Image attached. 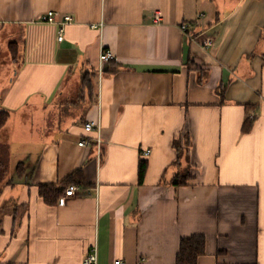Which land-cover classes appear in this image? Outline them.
<instances>
[{
  "label": "crops",
  "instance_id": "crops-1",
  "mask_svg": "<svg viewBox=\"0 0 264 264\" xmlns=\"http://www.w3.org/2000/svg\"><path fill=\"white\" fill-rule=\"evenodd\" d=\"M200 1L0 0V135L26 155L0 194V264H84L94 247L97 264H176L193 236L199 264H264V0ZM50 11L72 18L62 42ZM41 185L65 188L56 205Z\"/></svg>",
  "mask_w": 264,
  "mask_h": 264
},
{
  "label": "trees",
  "instance_id": "trees-1",
  "mask_svg": "<svg viewBox=\"0 0 264 264\" xmlns=\"http://www.w3.org/2000/svg\"><path fill=\"white\" fill-rule=\"evenodd\" d=\"M112 62V61H111ZM110 63V62H109ZM112 73H115L116 69L109 70ZM95 77L94 74H86L84 77L83 87H88L92 81V77ZM10 114L9 112H0V131L5 127L9 120ZM253 127V122L247 120L244 127L243 132L249 133ZM22 164H19L17 170L19 171ZM148 169V163L146 161H141L139 166V183L143 185L146 177ZM81 174V172H79ZM74 175L68 177L62 185L66 186L70 183L76 182ZM190 172L186 171L184 173L177 174L172 180L171 184L174 187H184L187 186L189 181L191 180ZM82 182V181H81ZM80 183V182H79ZM82 184V183H81ZM64 187L58 185H41L39 186V194L40 197L44 200V202L50 206L56 205L62 195L64 194ZM207 254V241L204 236H193L189 238H183L180 242V249L177 255L176 264H199V260Z\"/></svg>",
  "mask_w": 264,
  "mask_h": 264
},
{
  "label": "built area",
  "instance_id": "built-area-1",
  "mask_svg": "<svg viewBox=\"0 0 264 264\" xmlns=\"http://www.w3.org/2000/svg\"><path fill=\"white\" fill-rule=\"evenodd\" d=\"M162 13L160 11H156L154 12L153 14V18H154V21L156 23H159L161 20H162ZM201 16H199L198 18H201ZM43 23H46V24H50V25H56V24H59L60 25V29H59V37H58V40L60 42H62L64 39H65V29L66 27L71 24L72 22V18L71 17H66L64 19L63 22H60L59 21V13L58 12H55V11H50L48 13H46L43 17H42V20H41ZM181 30L184 32V33H187L188 30H189V25L188 24H184L181 26ZM206 47H209L212 45V42L211 40H207L206 42ZM114 59V55L110 52V51H107V50H103L101 52V55H100V67L98 69V72H99V76H102L105 72V65L111 61H113ZM95 123H89L85 126V130L87 132H91L94 130L95 128ZM86 143L85 142H81L80 145L81 146H84ZM151 153V151H147L145 153V156H149ZM78 188L76 186H70L67 188L66 192H65V196L63 198V200H65V198H68V197H73L76 195V192H77ZM84 264H97V249L96 247H94L90 253H88V255L86 256L85 260H84ZM116 264H122L121 261H117Z\"/></svg>",
  "mask_w": 264,
  "mask_h": 264
},
{
  "label": "rangeland",
  "instance_id": "rangeland-1",
  "mask_svg": "<svg viewBox=\"0 0 264 264\" xmlns=\"http://www.w3.org/2000/svg\"><path fill=\"white\" fill-rule=\"evenodd\" d=\"M220 3V0H214L212 4L211 0H201V11L209 13L210 10H221ZM11 134L12 131L7 129L5 133L0 135V194L7 187V180L9 178L13 179L16 176V165L18 161L26 157L25 151L20 146L15 147L10 145L12 139ZM15 163L17 164L15 165Z\"/></svg>",
  "mask_w": 264,
  "mask_h": 264
}]
</instances>
